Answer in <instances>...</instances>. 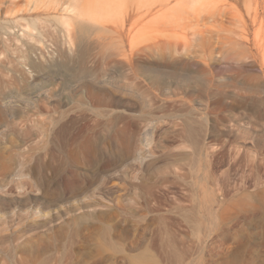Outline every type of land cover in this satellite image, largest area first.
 <instances>
[{"label":"rangeland","instance_id":"374dc122","mask_svg":"<svg viewBox=\"0 0 264 264\" xmlns=\"http://www.w3.org/2000/svg\"><path fill=\"white\" fill-rule=\"evenodd\" d=\"M66 1L1 4L56 114L0 95V264H264V0Z\"/></svg>","mask_w":264,"mask_h":264},{"label":"bare ground","instance_id":"6f19581e","mask_svg":"<svg viewBox=\"0 0 264 264\" xmlns=\"http://www.w3.org/2000/svg\"><path fill=\"white\" fill-rule=\"evenodd\" d=\"M4 1L5 0H0V17H3L5 12L7 11V7L1 5L2 3H4ZM113 1H115V0H113ZM102 2H104V1L102 0ZM56 3H57V1H56ZM62 5H64L62 7V11L69 12V14L73 12L75 17L76 16L77 17H80V16L83 17L84 16L83 12H84V10L86 8L83 9V7H80L78 12L75 10V7L78 5L77 0H69L67 3L64 2ZM74 10H75V12H74ZM86 10H88V9H86ZM89 11L90 10H88V12ZM93 11H91V12H93ZM91 12H89V13H91ZM89 13H88V16H89ZM91 14L93 15V13H91ZM91 14H90V17H92ZM23 19L25 20V23L23 22V25H19L20 27L22 26V27L28 29L30 31V34H33V31H36V35L40 36L42 34L40 32V30H38L37 27H36L35 19H29V18L28 19L23 18ZM71 19H73V17H71L69 15H66L64 20L62 21V24L64 25V27L66 29V33H67V36H68L67 38L70 37V39H72L71 32H72V29H74V28L76 29V31L80 32L81 35H85L84 33H87V29H89V28L85 27V25H87L86 23H87L88 20L87 21L85 20L86 23H84V22L82 23L80 21V24H75L73 26V24H72L73 22H71L72 21ZM79 20H82V18H80ZM92 25H94V24H92ZM95 27L97 28V25L93 26V28H95ZM99 27H101V25ZM11 29L12 28L9 26V24H8V26H6V25H3V24L0 23V55L4 54L3 57H0V71H3L4 69H6L7 72H5V74L9 73V70L11 71V74H8L9 75V79L7 80L8 83L5 86V89H3L0 92L1 97L3 99H5V101H6V104H5L6 108L2 109V112L3 113H9V109L11 107H14V106H16V107L20 106V107H23V108L28 110V106L31 105L30 109L32 111L31 112L28 111L27 114H25L26 115V120L28 119L29 121H31L33 123H39V122L41 123L42 122V124L43 123L46 124V122H47V124H49L53 120H55L56 110H54L53 112L47 110V112L43 113L42 110L39 108L38 104L36 103L37 98L43 92H41L40 89L37 88L34 84L26 82L24 79H22V77L19 74H17L16 64L18 65V63H13V62L11 63V60H10V62H8L9 64H7V61H6V58L8 57L7 53L10 51L12 45L18 43L19 40H21V36H25L26 35V33L24 31H23L22 35H19L15 31L12 32ZM14 29H15V27H14ZM90 29H92V28H90ZM105 29L106 28H104V30ZM107 30L108 29H106L105 31H107ZM90 31L92 32V30H90ZM90 31H88V32L90 33ZM120 31H119V33H120ZM73 38H74V36H73ZM31 39H35V41L37 43L41 42L40 39H37V38H34V37H31ZM105 40H106V42H105L106 45L110 44V43L113 44V46L116 49L117 53L124 55L127 52L126 54H128L129 56L133 57V55H134V46H131L126 51L124 42H122V41L121 42H114L110 38H109V40L107 38H105ZM35 50H36L35 44H31L29 46V48H28V52H31V53L35 52ZM25 57H26V59L28 61V62L25 61V65H28L31 69L40 67V64L38 63V60H40V59L33 58L32 55H30V54L28 55L27 53H26ZM38 58H39V55H38ZM11 90L13 92L17 93V95H9V93H11ZM25 90H29L31 95L25 96L23 94V91H25ZM9 115H11V114H9ZM66 129H67L66 126L62 127V131L66 130Z\"/></svg>","mask_w":264,"mask_h":264}]
</instances>
